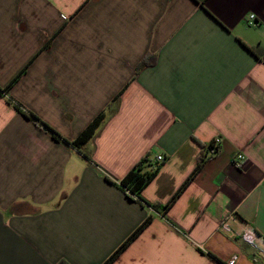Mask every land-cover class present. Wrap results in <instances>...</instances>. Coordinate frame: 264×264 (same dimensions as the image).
<instances>
[{
	"label": "crops",
	"instance_id": "obj_1",
	"mask_svg": "<svg viewBox=\"0 0 264 264\" xmlns=\"http://www.w3.org/2000/svg\"><path fill=\"white\" fill-rule=\"evenodd\" d=\"M3 90L0 264H264V0H0Z\"/></svg>",
	"mask_w": 264,
	"mask_h": 264
},
{
	"label": "trees",
	"instance_id": "obj_2",
	"mask_svg": "<svg viewBox=\"0 0 264 264\" xmlns=\"http://www.w3.org/2000/svg\"><path fill=\"white\" fill-rule=\"evenodd\" d=\"M145 63L143 62V65ZM5 90L0 91V95H4L5 94ZM17 111H20V107L17 105L16 107ZM23 115L29 119L30 121H32L35 125H37L38 127L44 129L49 135L50 137L55 140V141H63V139L57 134L55 133L52 129H50L48 126H46L45 124L41 123L34 115L28 113V112H23ZM104 119V114H101L99 116H97L85 129L84 131L74 140L70 143V145L72 147H74L75 149H80L83 145H85L95 134V131L98 129V127L100 126V124L102 123ZM86 158H88V156H85ZM146 160H143V162H140L139 165H137V167H135V169L131 172H129L120 182H119V188L121 191L124 192V194L128 197V198H137L140 191L142 189H144L149 182L152 180V178L155 176L157 169H155L154 171H150V172H141L140 170V166H142L144 162ZM204 160L201 159L199 161V163L196 166V169L194 170V172L191 174V176L187 179V181L185 182V184L180 188V190L173 196V198L171 199L172 203L175 198L181 193V191L185 188V186L193 179V177L198 173V171L201 169L202 164H203ZM168 206H164L162 208H160L163 212H166L168 209ZM149 219H147L136 231L133 235H131L129 237V239H127V241L105 262V264H110L112 263L117 256L123 251V249L129 245L136 237L137 235L146 227V225L149 223ZM59 264H65L63 262L59 263Z\"/></svg>",
	"mask_w": 264,
	"mask_h": 264
},
{
	"label": "built area",
	"instance_id": "obj_3",
	"mask_svg": "<svg viewBox=\"0 0 264 264\" xmlns=\"http://www.w3.org/2000/svg\"><path fill=\"white\" fill-rule=\"evenodd\" d=\"M254 16H249L248 20L246 21L247 22V25L249 26H252L254 24ZM220 144H221V140L220 139H215L211 142V144L209 145L208 149H207V156L209 157H212L214 155L217 154L218 152V149L220 147ZM162 158L160 156H158L156 158V164L154 163V165L152 166L151 168V171H154L156 169V167L158 166V163L157 162H162ZM244 161V156L242 154H237L234 156V158L232 159L231 161V166L234 168V169H239L242 165ZM228 220H232V218L229 216L228 217ZM248 242L251 244V245H255V241L254 240H248ZM257 245V244H256ZM257 251L259 252V254H264V252L260 249H257ZM235 260L236 258L233 257L231 258L229 261L226 262V264H234L235 263Z\"/></svg>",
	"mask_w": 264,
	"mask_h": 264
}]
</instances>
